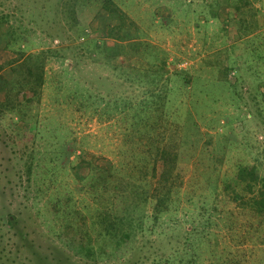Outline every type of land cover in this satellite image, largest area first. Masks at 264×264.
<instances>
[{
    "label": "rangeland",
    "instance_id": "1",
    "mask_svg": "<svg viewBox=\"0 0 264 264\" xmlns=\"http://www.w3.org/2000/svg\"><path fill=\"white\" fill-rule=\"evenodd\" d=\"M115 1L138 27L126 39L115 35L114 16L99 0L78 3V29L55 0H0V11L15 7L11 22L28 35L20 43L25 53L45 54L39 100H23L0 119V264H150L158 255L162 264H264V218L253 215L252 193L235 177L242 165L264 177V0ZM229 2L239 10L224 20ZM7 40L0 37L3 82L14 81L19 61L4 47ZM161 58L171 77L165 116L182 127V143L164 155L145 186L170 198L171 219L152 216L154 196L144 221L152 228L139 230L138 250L125 258L84 256L78 229L87 226L96 239L99 226L91 221L109 199L124 205L113 197L124 187L116 185L127 172L137 176L135 156L148 151L145 143L135 146L137 136L116 109L121 97L144 94L143 83L124 77V66L154 67ZM117 60L123 66L115 69ZM160 132L170 143L171 129ZM97 160L115 172L104 186ZM223 179L236 182L241 197L224 192ZM57 199L66 215L53 217Z\"/></svg>",
    "mask_w": 264,
    "mask_h": 264
},
{
    "label": "trees",
    "instance_id": "2",
    "mask_svg": "<svg viewBox=\"0 0 264 264\" xmlns=\"http://www.w3.org/2000/svg\"><path fill=\"white\" fill-rule=\"evenodd\" d=\"M55 1L57 9L60 8V6H65L67 17H69L70 22H72L70 24L71 27L75 25L78 29L80 27V20L77 17L76 6L79 2H92L93 0ZM99 1L106 4L110 14L114 16L113 25L116 29L115 35L118 38L126 39L130 37L129 33L132 28L138 30L134 21L129 18L127 13L115 0ZM184 3V0H179V5H184ZM212 4L213 0H211L208 5ZM14 9L15 7H12L9 11H0V37L5 36L8 38L4 47H12L13 52L16 54L14 60H19L12 66L16 73L14 81L3 82L0 79V88L4 92V97L0 99V119L7 117L8 114L17 112L23 100L29 98L30 100L33 99L38 101L44 83L45 54L43 52L36 54L30 52L25 53L26 51L20 46V43L28 41V35L25 30L18 32L17 28L11 22V18L15 16L14 13L16 12ZM235 10H239L237 5L235 6L233 2L227 3L224 20L228 17H232V14L236 13ZM47 33L51 34L48 30ZM18 41V48H14L13 46ZM61 49L67 51L68 48L62 47ZM151 53L152 52L148 51L149 55ZM69 58L71 59L70 63L74 62V59H72L73 57ZM118 62V60L114 61L115 69L123 66L122 63ZM232 66L233 68L235 67L236 70L240 68L238 62L232 61L230 67ZM166 72L165 58H161L159 64H156L154 67L134 65L130 62H127V65L125 64L124 66L123 74L125 78L143 83L146 87L143 86L142 93L144 94H142L138 100L124 97L118 99L116 109L120 112L122 120L127 123L126 128L129 129L130 127L131 130L129 129V133L137 136L138 139L136 138L135 146L138 147V143H145L148 151L142 156H135L136 161L134 165L139 169L136 172L137 176H134L133 173L131 175L128 172L120 176L121 181L116 185V188L119 186L121 187V185L124 187L120 189L118 193H115L116 195H113V197L116 199L119 196L121 204L124 205L121 206L120 204L114 203V200L109 199V202L102 205L100 213L96 216L97 218L91 221L92 227L99 226V230L95 233L96 239L93 240V236L90 234L92 230L87 226L78 229L77 235H75V241L80 247L81 254L84 256H102L108 258L118 256L125 258L126 254L128 255V253L138 250L140 247L135 244L138 233L152 228L149 225L145 226L144 221L149 218L147 213H145L146 204L150 203L154 196V201H152V216L155 220L164 218V216H169V219H171V206H169L168 203L170 198L167 197V195L163 198L160 195L151 193L145 186L148 179L156 174L157 166L164 155L176 149L182 143V141L180 142V138H178L181 134L179 132L182 127L180 125L169 124L165 116V113L168 111L169 101L167 81L171 78L169 74L166 77L164 76ZM178 80L180 89L188 91L182 83L184 82V78ZM220 80L225 84L227 80L226 75H221ZM231 86L236 90L237 81ZM168 128L171 129L170 143L164 141V137L161 135L162 132H160V129L165 131ZM143 139H146V142H144ZM182 140L188 142L185 136ZM190 142L191 149H195L196 143H194V139L190 138ZM63 149L64 147L62 145V151H64ZM60 153L61 149L58 153H54L52 157H59ZM99 162L101 161L97 160L95 165L99 171V178H97V180L100 186H104L105 182L112 180L115 172L111 168L99 164ZM92 163L93 161L90 162V164ZM128 174L129 176H126ZM85 177L87 180L89 179L92 185V178H95L93 173L87 174ZM235 177L236 181L241 180V182H244L245 189H248L252 193L248 204L253 211V215H256V217L262 220L264 218V177L256 172L254 166L246 165L239 167ZM139 179L140 182H144V185L137 183ZM238 181L237 183H239ZM222 183L224 192L234 193L236 197H241L236 182L223 179ZM152 190L159 192L158 187H154ZM90 193L96 195L97 191H91ZM51 207L54 209L53 217H58L61 213L66 215L64 212L65 206L62 205L61 200H54ZM6 222H12L10 217L6 219ZM68 258L70 257L67 256V260ZM162 260L163 258L161 255H158L154 257L150 264H162ZM193 262L194 261L191 259H187L186 262L177 261L176 263L174 259H167L164 264H195Z\"/></svg>",
    "mask_w": 264,
    "mask_h": 264
}]
</instances>
